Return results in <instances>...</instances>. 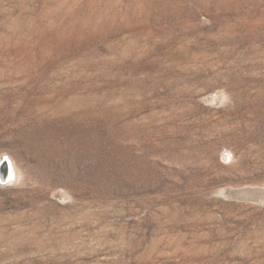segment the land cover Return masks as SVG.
I'll list each match as a JSON object with an SVG mask.
<instances>
[{
	"label": "rangeland",
	"instance_id": "1",
	"mask_svg": "<svg viewBox=\"0 0 264 264\" xmlns=\"http://www.w3.org/2000/svg\"><path fill=\"white\" fill-rule=\"evenodd\" d=\"M1 160L0 264H264V0H0Z\"/></svg>",
	"mask_w": 264,
	"mask_h": 264
},
{
	"label": "bare ground",
	"instance_id": "2",
	"mask_svg": "<svg viewBox=\"0 0 264 264\" xmlns=\"http://www.w3.org/2000/svg\"><path fill=\"white\" fill-rule=\"evenodd\" d=\"M9 161V160H8ZM7 161V162H8ZM4 162L5 161H2L1 160V162H0V176H1V174H3L4 175V177H5V180L4 181H8V180H10V179H13L14 178V176H15V170L16 169H14L15 167H14V164L12 163V162H5V164H4ZM10 163V164H9ZM3 181V182H4Z\"/></svg>",
	"mask_w": 264,
	"mask_h": 264
},
{
	"label": "water",
	"instance_id": "3",
	"mask_svg": "<svg viewBox=\"0 0 264 264\" xmlns=\"http://www.w3.org/2000/svg\"><path fill=\"white\" fill-rule=\"evenodd\" d=\"M4 164H5V162H4ZM1 168V167H0ZM1 180H5V177H4V175L3 174H1V178H0ZM263 192V191H262Z\"/></svg>",
	"mask_w": 264,
	"mask_h": 264
}]
</instances>
